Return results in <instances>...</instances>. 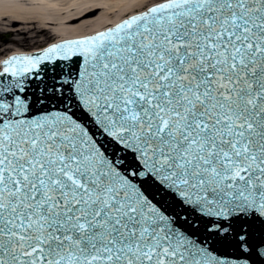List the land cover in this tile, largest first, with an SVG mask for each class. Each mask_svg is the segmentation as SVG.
Instances as JSON below:
<instances>
[{
	"label": "snow or ice",
	"instance_id": "obj_1",
	"mask_svg": "<svg viewBox=\"0 0 264 264\" xmlns=\"http://www.w3.org/2000/svg\"><path fill=\"white\" fill-rule=\"evenodd\" d=\"M0 264H264V0L5 60Z\"/></svg>",
	"mask_w": 264,
	"mask_h": 264
},
{
	"label": "bare ground",
	"instance_id": "obj_2",
	"mask_svg": "<svg viewBox=\"0 0 264 264\" xmlns=\"http://www.w3.org/2000/svg\"><path fill=\"white\" fill-rule=\"evenodd\" d=\"M111 1L116 5L110 6ZM147 1L150 0H0V31L21 23L28 26V33H50L57 37L55 41L83 38L117 25L124 19L121 13ZM46 25L58 28L49 31ZM13 53L26 51L10 55Z\"/></svg>",
	"mask_w": 264,
	"mask_h": 264
},
{
	"label": "rangeland",
	"instance_id": "obj_3",
	"mask_svg": "<svg viewBox=\"0 0 264 264\" xmlns=\"http://www.w3.org/2000/svg\"><path fill=\"white\" fill-rule=\"evenodd\" d=\"M155 2H162V0H150L137 6L133 9L125 11L120 14V18H125L132 14L145 11L150 6L154 5ZM110 6L116 5L115 1L109 2ZM99 13V12H97ZM114 20L116 18H113ZM78 22V21H76ZM75 22V23H76ZM15 28H8L7 30L0 31V58L6 57L12 52L17 50L21 51H31L41 48L47 44L54 42L57 37L50 33H40V32H27V25L21 23H15ZM46 29L54 30L57 29L55 25H46ZM26 31V32H25Z\"/></svg>",
	"mask_w": 264,
	"mask_h": 264
},
{
	"label": "water",
	"instance_id": "obj_4",
	"mask_svg": "<svg viewBox=\"0 0 264 264\" xmlns=\"http://www.w3.org/2000/svg\"><path fill=\"white\" fill-rule=\"evenodd\" d=\"M156 3H158V2H155V4ZM126 17H128V16H126ZM125 17V18H126ZM107 28H110V27H104L103 29H101V30H99V32L100 31H103V30H105V29H107ZM114 28V27H113ZM95 34V33H94ZM86 37V36H85ZM64 40H70V39H59V40H57V41H55V42H59V43H64L65 41ZM72 40V39H71ZM77 40H79V39H77ZM60 41H62V42H60ZM42 52V51H41ZM41 52H36V53H33V54H29V55H33V56H35V55H39V54H41ZM13 54H18V55H13V56H22V55H24V54H20V53H13ZM12 55V54H11ZM13 56H10L8 59H10L11 57H13ZM2 60V59H1ZM7 60V59H6ZM2 67H3V62H2ZM5 78H7V77H5Z\"/></svg>",
	"mask_w": 264,
	"mask_h": 264
}]
</instances>
